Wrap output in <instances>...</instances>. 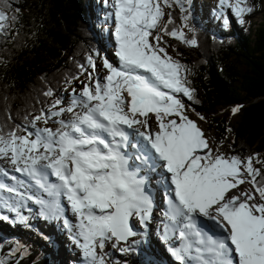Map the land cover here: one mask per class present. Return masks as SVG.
Here are the masks:
<instances>
[{
	"label": "snow or ice",
	"instance_id": "obj_1",
	"mask_svg": "<svg viewBox=\"0 0 264 264\" xmlns=\"http://www.w3.org/2000/svg\"><path fill=\"white\" fill-rule=\"evenodd\" d=\"M219 3L240 23L253 11L249 0ZM174 5L183 10V0H112L118 63L105 56L106 75L99 77L89 55L87 66L79 65L87 82H81L79 93L73 89L67 107H61L60 98L51 101L49 109L32 117V131L20 125L8 132L0 128V209L27 225L29 216L21 211L25 200L41 205L44 219L62 221L84 264H107V242L128 245L138 235L133 217L145 229L152 219L153 197L124 151L129 146L127 129L144 142L137 141L141 151L136 159L153 171L162 170L167 193L162 239L176 241L169 251L177 264H264V172L255 166L264 160L258 154L242 158L214 149L186 114L180 97L193 100L194 89L187 67L169 55L164 36L191 46L197 41L182 29H169L174 21L170 14L165 21V9ZM6 6L8 0H0V31L16 19ZM44 95L55 94L49 89ZM65 113L73 115L59 119L55 130L37 127ZM152 117L155 131L149 124ZM29 180L49 198L29 192ZM245 184L250 187L240 188ZM60 197L76 223L64 215ZM0 218L9 219L2 213ZM201 218L210 223L201 225Z\"/></svg>",
	"mask_w": 264,
	"mask_h": 264
},
{
	"label": "trees",
	"instance_id": "obj_2",
	"mask_svg": "<svg viewBox=\"0 0 264 264\" xmlns=\"http://www.w3.org/2000/svg\"><path fill=\"white\" fill-rule=\"evenodd\" d=\"M249 3L251 13L257 10L254 16L261 11L260 19L245 15L240 23L230 15L226 26L213 0H183V10L179 5L165 9V21L170 14L174 23L169 29H182L197 45L170 36L164 40L175 60L188 69L194 99L187 102L205 112L208 129L226 146L227 154L242 158L258 154L264 160V0ZM8 5L5 10L16 19L0 31V128L8 132L20 125L32 131V117L74 89L85 74L79 65L87 66L89 55L96 61L103 42L99 26L91 22L90 0H8ZM49 89L54 96L44 95ZM235 106L240 111L231 122L230 110ZM255 166L264 172V164ZM130 241L145 246L122 253L120 247L127 245L113 247V252L123 255V264H156L148 237L146 243L142 235ZM15 243L13 234L0 230L4 264H73L53 260L39 243L28 255L13 253ZM111 247L108 243L104 250L107 264H116Z\"/></svg>",
	"mask_w": 264,
	"mask_h": 264
},
{
	"label": "rangeland",
	"instance_id": "obj_3",
	"mask_svg": "<svg viewBox=\"0 0 264 264\" xmlns=\"http://www.w3.org/2000/svg\"><path fill=\"white\" fill-rule=\"evenodd\" d=\"M94 1V3H98V9L100 10V8L102 7L103 8V10H104V13H109L111 10H113L114 11V9L111 7V4H112V0H108V4L107 5H105L104 6V4L102 3V1L101 0H93ZM100 1V2H99ZM213 2L215 3V2H217L218 3V5L220 6V7H222L221 5H220V3H219V0H213ZM93 2H91V4H92ZM107 3V2H106ZM102 4V5H101ZM206 4L207 5H209V2H206ZM264 4V3H263ZM262 5L260 4V7H261ZM102 8H101V10H102ZM226 10H228L227 8H226ZM94 11H95V9H94ZM229 11V10H228ZM256 11L257 10H255L253 13H247V14H245V15H248V16H254V14L256 13ZM232 14V13H231ZM92 16H94V14L92 13ZM107 16V15H106ZM106 16L104 17V16H102V18H101V20H98V22H95L94 23V27L95 28H97L99 25H98V23H101V24H103V27L102 28H100L99 27V30H100V37L101 38H103V37H105V38H110V37H112V35H110V27H112V26H110L109 25V21L106 19ZM260 16H261V11H259L254 17H253V19H254V21H258L259 19H260ZM96 17H94V19H95ZM105 27V28H104ZM106 42V43H105ZM104 42V44H103V50L109 55L110 53H113V48L111 47V45H109V44H107V42H108V40L106 39V41ZM165 46V45H164ZM170 55V54H169ZM173 57V56H172ZM174 58V57H173ZM96 64H97V69H96V72H95V75H97V76H99V77H103V76H105L106 75V70L103 68V63L101 62V61H98V60H96ZM86 76H87V74L85 73L84 74V76L83 77H81L79 80H77L76 81V85L74 86V89H76V93H79V89H81L82 88V83L81 82H87V80H86ZM68 93H69V91H68ZM74 93H69V94H67V96L64 98V99H62L63 101H64V103L61 105V107H67L69 104H70V102H71V100L74 98ZM232 110L233 109H231L230 111V121L231 122H233L234 120H235V118H236V114H233V112H232ZM76 111H80V109L78 108V109H76ZM186 114L187 115H189V117L191 118V119H193V120H195L196 122H197V124L201 127V129L204 131V133H205V135H206V137L209 139V142L212 144V147L215 149V148H219V150L222 152V153H224L226 156H228L227 155V153H226V151H225V147H224V145H221V144H219L218 143V141H217V138H216V135L212 132V131H210L209 129H208V126H207V115L205 114V112L203 111V112H196L195 110H193L192 108H188V109H186ZM197 114H199V115H197ZM72 113H65L64 114V116L63 117H54V118H52V119H50L49 120V122H48V124L47 125H45L43 122H38L37 124H40V125H43V126H45V127H50V128H52L53 130H55L56 128H58L59 127V124L57 123V121L59 120V119H65V120H68V119H70L71 117H72ZM199 116H203V117H205V119L204 120H200L199 119ZM156 130V129H155ZM4 162L3 161H0V164H3ZM130 165H131V167H133V165L130 163ZM5 167H7V165H5ZM262 168V167H261ZM142 174L140 173V176H141ZM154 175H155V173L153 172V173H151V176L152 177H154ZM242 186V188L243 189H247V188H249V185L248 184H245V185H241ZM241 186H240V188H241ZM149 191L151 192V190L149 189ZM151 195H152V193H150ZM161 195V194H160ZM152 197H154L153 195H152ZM153 201H154V198H153ZM165 201V200H164ZM156 204H154L157 208H159L158 210H162V211H164V210H166L167 209V207H165L166 205V203L164 204L163 203V206H160L159 207V204H157V202H155ZM165 207V208H164ZM23 212V211H22ZM72 213V212H71ZM154 217L155 218H159L160 220H164L165 219V217H159L156 213H154ZM13 219L16 221V218H15V215H14V217H13ZM70 220H71V222L72 223H76V218H75V216H73V214H71V218H70ZM166 220V219H165ZM16 223H17V225H16V227L14 228V230L12 231V234L14 235V237L15 238H17V240H18V243H15L16 245H15V251L16 250H19L21 247H26V248H30L29 246H28V243L27 242H29L30 243V239H36L37 238V234L36 235H33V233H39L40 231H38L39 229H38V225H34V226H32L31 224H27V225H25L24 226V224L23 223H18L17 221H16ZM153 223H154V220H150L149 221V223L148 224H152L153 225ZM138 226H139V228H142V226L141 225H139L138 224ZM161 226H162V224H161ZM56 229H58V228H56ZM0 230L1 231H6V230H9L8 228H5V226H4V224L2 223V222H0ZM136 231H137V228L135 229ZM145 232L146 233H149V235H151L153 238H155V240H156V238H157V243H161L162 244V242L160 241V239L158 238V236L161 234L160 232H162V229L160 230V229H154V227H152L151 226V228H149V227H147L146 229H145ZM8 234H10V232H7ZM46 236H48L46 233H44ZM50 235H51V233H50ZM161 237H162V235H161ZM51 238H53V236L51 235ZM17 240H16V242H17ZM53 240H55V239H53ZM58 240V241H57ZM57 240H55V242L56 243H58V242H60L61 243V241H63V242H66V245L67 244H70L71 245V247H72V249L74 250L75 249V254H71V257H75L76 255H77V251H80L73 243H72V241H71V239L68 237H66L64 240H62V237H60L59 239H58V237H57ZM41 241V240H40ZM39 241V242H40ZM31 242H33V241H31ZM59 244V243H58ZM53 245H55V243L53 242ZM62 246V243L61 244H59L57 247H61ZM45 247H46V250L47 251H49L52 255H53V257H52V259H56V257L58 258V257H61V258H63L64 256H65V253L63 252V250L61 251V250H59L58 251V249L56 248L55 249V252L49 247V246H46L45 245ZM53 247V246H52ZM161 246L159 245V247L158 248H160ZM164 253H166V252H164ZM167 256H168V258L170 259V255L167 253ZM124 261V257H119V259L115 262L116 264H122V262Z\"/></svg>",
	"mask_w": 264,
	"mask_h": 264
},
{
	"label": "bare ground",
	"instance_id": "obj_4",
	"mask_svg": "<svg viewBox=\"0 0 264 264\" xmlns=\"http://www.w3.org/2000/svg\"><path fill=\"white\" fill-rule=\"evenodd\" d=\"M95 17V16H94ZM111 25L113 26L114 24H113V22L111 23ZM151 126H152V128L154 129V126H155V124H150ZM156 129V128H155ZM130 167H131V165H130ZM142 177H144L145 178V175L144 174H142L141 175ZM154 177H155V175H154ZM154 177H152L151 176V174H150V176H149V179H148V181L149 180H151V178H154ZM151 185V184H150ZM148 188L151 190V192L150 193H152V195L154 196L153 198H154V204H156L155 202H157V204H159V207L160 206H163V203L165 204L166 203V201H164L163 200V197H162V195H160V191H158V188H156V187H153V186H148ZM162 200H163V202H162ZM165 207H167V206H165ZM164 207V208H165ZM156 220H158V221H162V222H166V220L164 219V220H160L159 218H155ZM167 219V218H166ZM161 234H162V232H160ZM161 241V240H160ZM162 245H163V243H162ZM160 246H161V243H160ZM161 248L164 250V252H166V254L168 253L169 255H170V251H169V249H167L165 246H161ZM160 249V248H159ZM170 260L172 261L173 259L171 258V255H170Z\"/></svg>",
	"mask_w": 264,
	"mask_h": 264
},
{
	"label": "clouds",
	"instance_id": "obj_5",
	"mask_svg": "<svg viewBox=\"0 0 264 264\" xmlns=\"http://www.w3.org/2000/svg\"><path fill=\"white\" fill-rule=\"evenodd\" d=\"M90 2H93V3L91 4V7H92L91 15H92V13H93L95 17L97 16V19H96V18L94 19V16H91V22L93 23V26H94V23H95V22H98V20H101V18H102V14H101L100 10L97 8V7H98V3H94L93 0H90ZM94 9H95V11H94ZM98 11H99V12H98ZM96 20H97V21H96ZM98 25H99L100 28L103 27V24H101V23H98ZM104 28H105V27H104Z\"/></svg>",
	"mask_w": 264,
	"mask_h": 264
}]
</instances>
